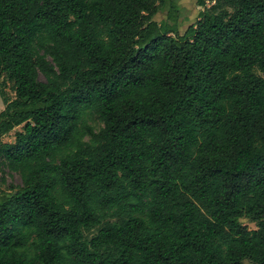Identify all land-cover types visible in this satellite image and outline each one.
Masks as SVG:
<instances>
[{
	"label": "trees",
	"instance_id": "1",
	"mask_svg": "<svg viewBox=\"0 0 264 264\" xmlns=\"http://www.w3.org/2000/svg\"><path fill=\"white\" fill-rule=\"evenodd\" d=\"M174 1L0 0V264H264V0Z\"/></svg>",
	"mask_w": 264,
	"mask_h": 264
},
{
	"label": "rangeland",
	"instance_id": "2",
	"mask_svg": "<svg viewBox=\"0 0 264 264\" xmlns=\"http://www.w3.org/2000/svg\"><path fill=\"white\" fill-rule=\"evenodd\" d=\"M198 1L199 0H175L174 1V3L180 9V20H179V25H178L179 35H183L186 28L188 26L192 25L196 21L198 12L202 10L201 7L197 6ZM204 2H205L206 6H209L211 4L210 0H204ZM166 8H167V5L165 6V8L161 12H159L154 17L155 21L160 22V21L165 19ZM3 108H4V105H3L2 100L0 98V111ZM86 123H87V125L91 126L95 131L99 130L102 127V124L98 121V119L96 117H89L88 116L86 118ZM20 130H21V127L15 128L9 134L1 137V141L8 142V143L13 142L14 133L16 131H20ZM5 180H6L7 185L8 184L19 185L21 183L19 176L16 174L6 175ZM240 222L242 225L246 226L248 229L252 230V229L256 228L255 224L251 223L248 219H241ZM244 264H249V263L244 262Z\"/></svg>",
	"mask_w": 264,
	"mask_h": 264
}]
</instances>
